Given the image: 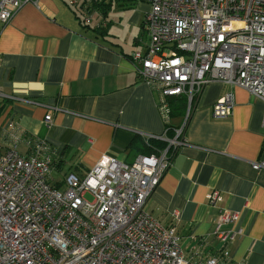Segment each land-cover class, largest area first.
Here are the masks:
<instances>
[{"label":"crops","instance_id":"obj_1","mask_svg":"<svg viewBox=\"0 0 264 264\" xmlns=\"http://www.w3.org/2000/svg\"><path fill=\"white\" fill-rule=\"evenodd\" d=\"M71 1L28 2L8 23L0 21V99L7 100L0 131L12 122L16 130L45 140L53 153L52 173L61 180L68 172L85 174L104 155L131 163L150 154L137 147L146 143L145 134L171 137L159 109L160 94L140 79L132 60V53L144 51L148 43L143 19L149 5L81 0L74 6ZM101 3H107L104 10ZM76 11L82 18L96 12L97 20L84 27ZM230 91L232 114L214 118L213 104ZM263 115L262 100L248 90L207 84L183 144L149 198L148 210L176 226L194 264L221 250L234 264H264V168L252 166L264 162ZM183 120V113L174 114L171 124L177 127ZM19 147L28 151L24 144ZM214 191L219 196L210 200ZM222 210L238 212L239 219L221 231L245 230L228 244L215 234Z\"/></svg>","mask_w":264,"mask_h":264},{"label":"built area","instance_id":"obj_2","mask_svg":"<svg viewBox=\"0 0 264 264\" xmlns=\"http://www.w3.org/2000/svg\"><path fill=\"white\" fill-rule=\"evenodd\" d=\"M134 1L149 5L143 19L148 43L132 53V60L140 79L160 94L159 109L173 136L145 134L147 142L166 139L167 146L153 147L131 163L104 155L85 174L68 172L56 186L50 180V145L10 122L0 131V264H194L176 226L162 223L146 206L184 142L207 84L244 88L264 104V0ZM28 2L38 4L0 0V21L8 23ZM84 19L89 23L91 16ZM180 96L186 98V111L175 127L169 98ZM234 106L230 91L215 101L212 115L229 117ZM45 122L51 126V113ZM252 166L264 168V162ZM218 196L214 191L209 197ZM238 219V212L221 211L215 234L223 243L244 234V228L221 231ZM227 255L221 250L203 264H234Z\"/></svg>","mask_w":264,"mask_h":264},{"label":"trees","instance_id":"obj_3","mask_svg":"<svg viewBox=\"0 0 264 264\" xmlns=\"http://www.w3.org/2000/svg\"><path fill=\"white\" fill-rule=\"evenodd\" d=\"M97 5L99 6L100 9L104 10L105 9V5H107V3H101V4H97ZM88 8L89 7H87V9ZM101 13L104 15L105 12L102 11ZM76 15L81 19V23L84 25V27H88L89 26V23L85 22V19L82 18L77 11H76ZM85 16H87V15H85ZM6 102H7L6 99H0V112L3 109V105H5ZM169 104H170L171 109H172L171 116H173L174 114L175 115H179V114H182V113L185 114V111H186V98L184 96L169 98ZM168 132L171 134V136H173V131L171 129H169ZM149 142H150V140H149ZM146 143L148 144L147 141H146ZM146 143L145 142H144V144L139 143V146L137 145V147H139V149L141 151H144L145 153H147L150 150L153 151V147L157 148V149H163V148H165L167 146V143H164L163 141H158V140H152L150 142V144H148V145Z\"/></svg>","mask_w":264,"mask_h":264},{"label":"rangeland","instance_id":"obj_4","mask_svg":"<svg viewBox=\"0 0 264 264\" xmlns=\"http://www.w3.org/2000/svg\"><path fill=\"white\" fill-rule=\"evenodd\" d=\"M96 20H97L96 12H92L90 23H95ZM21 148H23V147H21ZM21 148L19 147V149H21ZM56 181L61 182V181H63V178L61 180V176L59 174L57 175L56 173H52L51 183L55 184ZM86 198L92 199V197L90 195H86Z\"/></svg>","mask_w":264,"mask_h":264}]
</instances>
